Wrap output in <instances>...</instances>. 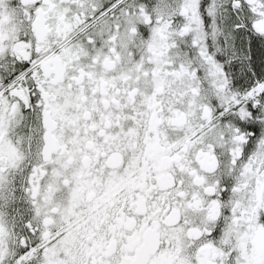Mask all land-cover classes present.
Returning <instances> with one entry per match:
<instances>
[{"label": "snow or ice", "instance_id": "6c2138e0", "mask_svg": "<svg viewBox=\"0 0 264 264\" xmlns=\"http://www.w3.org/2000/svg\"><path fill=\"white\" fill-rule=\"evenodd\" d=\"M0 264H264V0H0Z\"/></svg>", "mask_w": 264, "mask_h": 264}]
</instances>
